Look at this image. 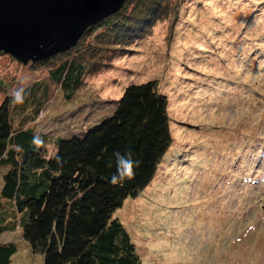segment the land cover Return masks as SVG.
<instances>
[{"label":"rangeland","instance_id":"obj_1","mask_svg":"<svg viewBox=\"0 0 264 264\" xmlns=\"http://www.w3.org/2000/svg\"><path fill=\"white\" fill-rule=\"evenodd\" d=\"M178 9L173 26L155 23L133 50L94 57L110 65L73 100L47 65L1 53L0 105L42 82L33 101L43 110L31 122L14 112V128L80 134L114 110L130 82L157 77L176 138L153 182L115 217L143 264H264V0H179ZM8 205L7 218H19ZM8 242L18 248L10 264H44L20 227L0 235Z\"/></svg>","mask_w":264,"mask_h":264},{"label":"trees","instance_id":"obj_2","mask_svg":"<svg viewBox=\"0 0 264 264\" xmlns=\"http://www.w3.org/2000/svg\"><path fill=\"white\" fill-rule=\"evenodd\" d=\"M178 8L179 0H127L87 29L74 47L35 63L47 65L51 79L73 100L87 76L110 65L102 61L108 58L94 57L108 50H133V39L155 23L173 21V26ZM54 60L61 63L53 65ZM41 84L24 89L23 104L7 95L0 105V166L6 168L0 235L20 227L32 249L43 253L44 264H143L115 212L153 182L176 138L169 97L159 79L130 82L113 111L68 136L14 128V112L31 122L43 110L33 101ZM34 136L41 143H34ZM116 151H130L140 165L132 179L112 184ZM5 204L21 216L7 218ZM17 251L13 242L0 244V264H10Z\"/></svg>","mask_w":264,"mask_h":264},{"label":"water","instance_id":"obj_3","mask_svg":"<svg viewBox=\"0 0 264 264\" xmlns=\"http://www.w3.org/2000/svg\"><path fill=\"white\" fill-rule=\"evenodd\" d=\"M127 0H0V52L29 63L74 47Z\"/></svg>","mask_w":264,"mask_h":264},{"label":"clouds","instance_id":"obj_4","mask_svg":"<svg viewBox=\"0 0 264 264\" xmlns=\"http://www.w3.org/2000/svg\"><path fill=\"white\" fill-rule=\"evenodd\" d=\"M25 100V90L23 88L17 89L12 94V101L15 104H23ZM34 143H41L39 137H33ZM115 156V165L116 171L110 178V183L116 184L117 182H123L125 179H132L136 174L134 169H137L140 165L139 160L133 159V154L130 151H126L125 153H121L120 151H116L114 153Z\"/></svg>","mask_w":264,"mask_h":264}]
</instances>
